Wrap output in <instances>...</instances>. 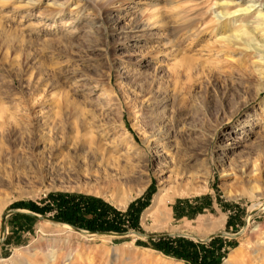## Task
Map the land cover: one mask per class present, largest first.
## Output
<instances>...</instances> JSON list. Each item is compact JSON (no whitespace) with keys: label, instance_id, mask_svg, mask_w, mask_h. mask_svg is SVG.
<instances>
[{"label":"rangeland","instance_id":"rangeland-1","mask_svg":"<svg viewBox=\"0 0 264 264\" xmlns=\"http://www.w3.org/2000/svg\"><path fill=\"white\" fill-rule=\"evenodd\" d=\"M209 4L0 0V264H202L10 213L32 203L54 217L59 195L101 200L129 232H221L200 254L264 264V68L209 30L221 9ZM92 151L142 192L123 206L74 189L99 177ZM162 187L165 219L147 216Z\"/></svg>","mask_w":264,"mask_h":264},{"label":"bare ground","instance_id":"bare-ground-1","mask_svg":"<svg viewBox=\"0 0 264 264\" xmlns=\"http://www.w3.org/2000/svg\"><path fill=\"white\" fill-rule=\"evenodd\" d=\"M206 1L210 3L209 10L221 8L220 11L213 15V19L210 20L211 24L209 25V30L220 33V39L227 49L239 50V52H243L244 54H252L257 58L256 60H258L259 66L264 68V0H248L245 6H242V4L246 0ZM89 157V166L90 163L99 161L98 163L101 165L102 169V165H104L103 158L99 159L97 153L93 151ZM89 166L86 169L88 174L90 171ZM96 171L99 177L96 178L93 183L87 182L74 189L103 197H110L123 206H126L134 195H138L142 192L140 189L135 191L130 189L129 184L132 182V179L128 176L122 179L121 177L113 175L108 171L106 166L102 170ZM78 172L80 173L82 170ZM122 174L124 175V172ZM168 188H160L158 194H156L153 199L152 207L145 212L147 216H153L156 217V219H165L166 214L161 210V207H163L164 204L163 196L168 191ZM197 191L199 190L187 189L182 192L189 194ZM261 207L263 208L264 205H261ZM251 209H254V207ZM62 225L71 229V226L68 224ZM110 236L111 235H102L101 237ZM21 264H24V262ZM156 264L164 263L159 262Z\"/></svg>","mask_w":264,"mask_h":264},{"label":"trees","instance_id":"trees-1","mask_svg":"<svg viewBox=\"0 0 264 264\" xmlns=\"http://www.w3.org/2000/svg\"><path fill=\"white\" fill-rule=\"evenodd\" d=\"M52 200L55 210L53 216L59 221L91 231H125V229L122 228L121 225L113 222V219L110 221L107 219L109 207L99 199L88 197L85 195H59ZM18 204V207H25L22 203ZM132 206L133 204H130L129 208H131ZM29 209L31 211L44 213L42 212L43 210L37 209L34 205H32V203L29 206ZM113 215L114 218H116L117 213H113ZM216 238L219 237H214L211 240H214ZM156 240L157 243L155 244V248L160 249L166 255L184 260H188V257H193L196 261L200 259V262L202 264H218L217 260L210 259L208 256H206V254H200V250L205 246L204 243L194 242L183 237H165ZM161 241L167 243L179 242V246L175 248L164 247L158 243ZM139 243H141V241H139Z\"/></svg>","mask_w":264,"mask_h":264},{"label":"water","instance_id":"water-1","mask_svg":"<svg viewBox=\"0 0 264 264\" xmlns=\"http://www.w3.org/2000/svg\"><path fill=\"white\" fill-rule=\"evenodd\" d=\"M254 210L250 211L248 213V215L250 213H253ZM10 213H13V214H17V213H23V214H27V215H30V216H33V217H36V218H44V219H48V220H51V221H55V222H61L57 219H55L54 217H49L47 215L45 216H42L40 214H37L33 211H30V210H24V209H14L12 210ZM6 216H3L2 219H1V225H0V233H1V237H3L4 233H5V220H6ZM70 225V224H68ZM71 227H73L75 230L77 231H83L85 233H88V234H95V235H111V236H121V237H126V236H129L130 234H134L136 236H139V237H146L148 239H152V240H156V239H159V238H165V237H174V236H185V235H182V234H158V235H149V234H144L140 231H137V230H133L132 232H129V231H124V232H115V231H91V230H84V229H81L77 226H73V225H70ZM224 234L221 233V232H218V233H212L210 234L208 237L202 239V238H198V237H189V238H193L194 240L200 242V243H205L209 240H211L212 238L214 237H220V236H223Z\"/></svg>","mask_w":264,"mask_h":264},{"label":"crops","instance_id":"crops-1","mask_svg":"<svg viewBox=\"0 0 264 264\" xmlns=\"http://www.w3.org/2000/svg\"><path fill=\"white\" fill-rule=\"evenodd\" d=\"M17 214H23V213H17ZM24 215H27V214H24ZM27 216H30V215H27Z\"/></svg>","mask_w":264,"mask_h":264}]
</instances>
